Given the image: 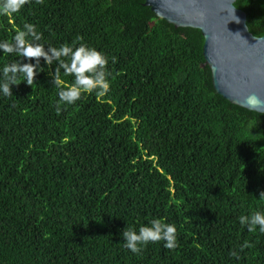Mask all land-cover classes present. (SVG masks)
Segmentation results:
<instances>
[{
    "label": "trees",
    "instance_id": "trees-1",
    "mask_svg": "<svg viewBox=\"0 0 264 264\" xmlns=\"http://www.w3.org/2000/svg\"><path fill=\"white\" fill-rule=\"evenodd\" d=\"M144 1L27 0L0 14V40L33 23L45 47L103 52L110 81L58 106L41 58L32 85L0 95V264H264V233L238 220L264 211V114L216 93L200 30ZM234 4L263 35L264 0ZM13 59L0 53V67ZM152 218L175 225L176 247L124 248L122 230Z\"/></svg>",
    "mask_w": 264,
    "mask_h": 264
},
{
    "label": "clouds",
    "instance_id": "clouds-1",
    "mask_svg": "<svg viewBox=\"0 0 264 264\" xmlns=\"http://www.w3.org/2000/svg\"><path fill=\"white\" fill-rule=\"evenodd\" d=\"M26 2L27 0H0V14L12 15ZM234 8L235 6L231 8L232 15ZM41 40L42 33L30 22H25L10 39L0 40V53L14 54L16 57L0 67V95L5 97L13 95L11 86L21 81L32 85L37 73L43 71L41 58L44 65L55 64L52 83L58 89V106L62 103H75L81 98L82 93L98 90L103 95L109 91L110 81L105 67L108 59L103 52L86 43H63L59 47L51 45L45 47ZM61 71L65 75L72 76L71 83L65 85L62 82ZM242 106L249 110L264 112V97L251 93L245 97ZM259 199L264 200V191H260ZM238 220L239 224L246 227L249 232L256 231L258 227L259 231L264 233V211L257 210L251 214H242ZM120 234L123 238L122 246L133 254H140L149 242L164 241V247L169 249L177 245L175 225L160 218H152L138 227L129 225ZM247 246L248 243L245 242L240 245V249ZM230 255L239 259L236 250Z\"/></svg>",
    "mask_w": 264,
    "mask_h": 264
},
{
    "label": "water",
    "instance_id": "water-1",
    "mask_svg": "<svg viewBox=\"0 0 264 264\" xmlns=\"http://www.w3.org/2000/svg\"><path fill=\"white\" fill-rule=\"evenodd\" d=\"M234 2L145 0L143 4L175 27L200 30L204 39L202 66L209 67L215 92L232 104L242 106L251 93L264 97V34L256 36L250 32L245 11ZM234 6L233 15L237 19L231 12Z\"/></svg>",
    "mask_w": 264,
    "mask_h": 264
},
{
    "label": "bare ground",
    "instance_id": "bare-ground-1",
    "mask_svg": "<svg viewBox=\"0 0 264 264\" xmlns=\"http://www.w3.org/2000/svg\"><path fill=\"white\" fill-rule=\"evenodd\" d=\"M47 110V109H46ZM53 112V111H52ZM49 117V116H48ZM50 118V117H49ZM69 119V118H68ZM68 122V121H67ZM69 132V131H68ZM22 139V138H21ZM70 156V155H69ZM72 157V156H71ZM62 162V161H61ZM186 162V161H185ZM159 166V165H158ZM162 178V177H161ZM174 181V180H173ZM169 183V182H168ZM185 187V186H184ZM178 195V194H177ZM180 195V194H179Z\"/></svg>",
    "mask_w": 264,
    "mask_h": 264
}]
</instances>
